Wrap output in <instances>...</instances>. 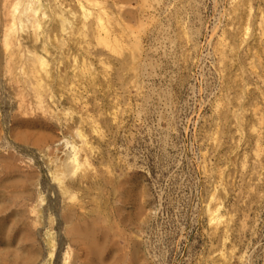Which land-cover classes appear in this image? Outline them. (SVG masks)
Wrapping results in <instances>:
<instances>
[{"label": "rangeland", "instance_id": "1", "mask_svg": "<svg viewBox=\"0 0 264 264\" xmlns=\"http://www.w3.org/2000/svg\"><path fill=\"white\" fill-rule=\"evenodd\" d=\"M2 1L0 0V16L2 17H0V21L4 22L5 8L3 7H5L4 3L6 0ZM99 1L104 7H106L105 4H108L109 14L113 16V19L110 17V22H107L111 28V34H114L113 37L110 35V38L113 40L116 38L117 40L114 45L109 46L104 42H100L98 37L94 39L96 36H91L94 34L88 36L87 34L90 32L88 26L84 27V30L78 29L79 34H77L78 32L74 31V29L78 28V26L80 27V25L78 23L79 18L76 16L73 20L78 25L76 26L75 24L76 28H71L77 35L72 32L71 34L69 32L71 29L69 30V28L66 31L60 30L58 28V17L56 16L57 18L53 17L54 20L52 19V16L56 15L55 11L57 9H55L54 4L51 5V2H48V8H53L51 12H55H52L53 14L49 13L48 9L45 15H50L49 18L45 17L47 18L45 19L47 21L46 25L49 26L47 28L49 29V34H54L48 39V44H51L53 49V56L51 57L53 59L62 57L60 60L63 62L59 63L60 60L52 61V58H50V64L56 63L52 66L58 64L54 66L56 68L49 64L50 68H54L52 71H56V74L53 72L55 75L63 72V75L67 73L70 76L72 68L80 65L81 67L78 66L75 70L76 72L78 70L77 74L79 73L78 75L80 76L78 79L81 80L79 81L75 77L76 81H78L73 84L74 89L78 87L79 91L77 89H75L76 92L74 89L70 90L71 87L68 84V87L66 85L64 87L69 89V91L61 86L58 87L57 93H54L55 96L57 95L55 99L58 101L63 100L59 102L60 106L62 104L63 107L65 105L72 107L67 109L69 110L67 114L63 112L64 110L60 106L55 109L56 111L62 110L57 112V115L62 116V122L64 119L65 121L63 123L60 121L61 123H59L57 120H50L55 127L51 131H47L52 133L56 131L59 137H56L57 140L54 144L53 142L51 143L53 145L50 144L45 151L41 152L37 151L39 149L37 146H33L31 141H29V147L28 142L23 143V141L18 140L14 136L18 127L12 130L16 118L19 119L24 117V115L19 116L18 114L16 116L15 114L17 113L13 114L14 108L17 107V102L12 97L11 84L7 83L8 78L11 76L7 73L10 72H6L3 69L5 67L4 63H6V59H4L6 46L1 39L3 36L1 30H4V23H0V56L4 55L2 58L0 57V64H2V67L0 65V78L3 77L2 73H4V79H0V91H2L0 92L2 96H0V120H2L0 121L2 122V125L0 124L2 126L0 127L2 131L0 139L2 157H0V161H7H1L3 166L6 165L5 168L7 170L1 165V171L3 169L5 173L0 171L3 173H0V176H15L19 172L18 176H13L15 180L20 178V175L33 174L36 178L32 176V181L28 182V185L21 186V189H18L22 185L19 184L22 183L19 182L21 180H15L18 183H14L19 185L14 184L18 187L16 190L20 194L21 190L27 189L26 187L31 185L28 188L35 187L32 191L34 193L33 196L38 193L43 196H41L40 203L43 201L40 208L37 205L39 202L36 200L37 196L34 199L37 202L34 200L29 202L30 200L24 199V194H22L23 196L20 194V196L18 193L16 194V191L15 194L20 197L13 195L9 191L12 187L0 186L2 188H0V199L4 198L0 201V214L8 213L11 210L16 212L14 217H10V224H18L17 226H22L21 228L25 226L23 229L25 234L27 233L26 229L30 230L32 228V231L28 233L29 236L35 235V237L34 235L31 236L32 239L30 241H36V244L30 242L29 245L39 246V248L40 246L41 248L45 246L43 248L45 255H47V251H45L47 244L46 242L42 243V241L46 239H40L39 237L45 236L48 231L53 232V237L58 239L54 238L55 243H57L53 252L54 256L50 259V264H62L63 252L66 250L69 237H71L66 234L68 233L67 231H64V229L68 230L66 227L69 224V218L68 216L65 217L63 213L66 212L65 210L68 207L71 208V205H74L75 208L78 205L80 206L81 213L78 208L72 207L80 218L86 214L85 217L91 220L97 214L96 219L98 218L102 222V225L101 222L100 225L103 226L100 228L101 226L99 225V228L102 229H99V236L102 237V235L108 234L105 237V242L108 246L107 252L110 251L108 253V262L113 260L109 262L110 264H118L122 253L124 256L130 257L131 255L129 254L134 252V246L137 248L140 244L142 254H144L143 264H264V0H126L127 2L125 0H114L115 4L111 2L113 0ZM64 3L68 4L67 6L65 5L66 8H70L75 2L71 1V4L70 0L66 2L64 0ZM116 4L120 5V7ZM118 9L121 10V13L120 11L118 12ZM1 11L4 14H2L3 16ZM128 13L132 14L129 16ZM122 16L123 20L121 19ZM56 19L57 24L55 23ZM48 20L50 21L48 22ZM51 29L55 33L51 32ZM24 31L20 32L23 36L26 35L27 30ZM57 31H60V33ZM55 34L63 37L61 36L60 40V37L58 36V38ZM73 34L78 37H72L74 36ZM65 36L72 37L74 40L68 37V41ZM79 38L81 39L80 42H78ZM57 39L60 41L62 48L56 46ZM75 39L78 40L76 41ZM76 42L78 44L82 42L83 45L79 44L78 46L76 44V46L74 44ZM67 44H70V46ZM65 47L70 52L73 51V54L78 51L75 55L77 56L76 63L71 59L74 55L70 54L67 49L69 54L66 52L62 54L61 51ZM99 50L101 55L97 53ZM2 51L4 52L3 54ZM79 53L83 56H80ZM57 54L58 56H56ZM64 54L71 62H66L67 59ZM63 56L65 59H63ZM72 62L76 66H73ZM63 66L69 69L68 72ZM59 67H63L62 69L64 70L62 71ZM90 68L92 69L90 70ZM57 69H60V73ZM81 71L85 72L81 73ZM67 74H65L66 77H68ZM3 81L7 84H4L5 82ZM71 92L78 94L76 100L74 99L76 96L73 95L74 93L71 94ZM70 94L71 97L73 96L72 100L69 98ZM62 96L65 98H62ZM79 99H83L82 102ZM77 102L78 104H76ZM71 103H74L75 107ZM33 110L39 112L33 111L35 115L47 116L37 107ZM10 112L15 116L14 119L13 116L11 119ZM70 112L72 113L69 114ZM5 115H8V117L6 118ZM66 119L70 121L68 122ZM76 123L79 125L77 126ZM11 125H13L12 128ZM60 127L61 131H59ZM72 128L79 130L80 133L84 132V134H81L82 136L78 135L75 130L71 131ZM64 133L66 134L63 135ZM9 138L10 140L8 141ZM65 140L69 143L67 147ZM18 142L21 143L18 144ZM71 144L78 145L76 146L77 148L81 145L80 149H83L79 150V162L83 165L81 164L82 167L80 166L75 176L78 172L81 175H89L84 178L85 182L81 180L83 178L78 176L80 174L77 175L80 178L79 180L74 178L75 181L72 183L74 188H72L77 195L75 194L74 197L72 190L71 197H74L73 199L70 195L71 199L68 196L59 195V193H62L56 184V181L59 184V180L55 179L52 170L49 169L52 168L53 171L56 169L55 162L59 161V158L66 156V151ZM8 147L10 148L8 149ZM19 147L20 149H18ZM21 148L24 149L21 150ZM20 156L22 157L21 159H19ZM8 157H11L9 158L10 160ZM13 157L16 161L18 160L17 164L13 162ZM26 160L28 162L31 161L32 165L30 166L31 162L28 164ZM45 160L47 161L45 162ZM21 162L22 164H20ZM50 163L52 166L47 167ZM27 164L30 167L33 166V168H29ZM7 165H10V168ZM26 166L28 167L27 169ZM28 169L34 172L30 171L29 173ZM84 169H92V173H87ZM36 174L38 176L40 174V180ZM98 174H104V176H100L105 177V182L100 176V179L97 177ZM68 176H66L68 179L75 177ZM93 176L97 179L95 180ZM111 177L112 179L114 178L113 182L111 180L113 187L109 180ZM13 178H10V181L7 180L6 184L9 185L10 182H13ZM94 180V183L99 180L97 186L99 188L102 186L105 192L102 187L100 190L97 187V190L95 189L94 183H92ZM124 180L128 181L129 184L128 182H123ZM70 181L71 179L67 182L69 183ZM35 182H38L39 186ZM116 182L119 184L118 186H120L121 182L124 185L121 184L118 187L117 184H114ZM76 183L81 188L83 187L84 191ZM100 183L103 184L101 185ZM105 183H108L109 186ZM14 185L12 186L15 187ZM88 185L91 186L89 187ZM75 187H78V189ZM126 188L129 190H126ZM37 189L42 191H37ZM119 189L124 192L123 197L121 191L119 194ZM90 190L91 192H89ZM98 190L99 194L97 193ZM109 191L110 193L113 191L114 197ZM115 192H118L116 194L119 195V199L120 195L122 198H127H121L124 203L117 198L118 195ZM140 192L143 194L141 195ZM3 193L6 194L3 195ZM80 193H82V196ZM57 194L59 197H57ZM95 194L104 198L108 195L109 198L107 196L105 199L101 198L100 200V197H96ZM128 194H131L132 197ZM136 194H139L140 198ZM5 195H8L7 201L9 200L10 204L8 208L9 204H7ZM14 196L18 197V199L16 198V200ZM61 196L64 197L62 198L63 200H61ZM87 196L91 197V199L93 198L92 201L94 202L88 197L89 200ZM11 197L13 199H10ZM112 197L116 200H112ZM97 198L98 202H96ZM102 199H104V202ZM3 200L6 202V204L4 203L5 206ZM59 200L61 201L59 202ZM139 200L144 209L142 211L144 215L141 217V219L143 218L141 224L137 218L138 206L136 205H138L137 202ZM12 201H15V206H13ZM115 201L120 202L115 203ZM28 202L31 206L35 202L33 205L45 212L43 217L36 214L38 211L31 212V206L28 207ZM99 202L103 211L99 207ZM102 202L103 204H101ZM105 202L109 204L104 205ZM117 204H119L120 208L117 207ZM18 205L21 206L19 209L24 210H20L23 218L18 213ZM61 205L64 208L67 206L64 209ZM52 206L54 207L52 208ZM24 207L29 212L25 211ZM86 207L87 209L92 208L94 211L92 209H88L90 210L88 211ZM83 210L86 211L83 212ZM98 210L101 216L97 212ZM119 211L122 215L118 213ZM23 212H25L26 217ZM26 212L31 215H27ZM44 214L46 215L45 217ZM88 214H91L92 217H88ZM34 215H37L35 220H33ZM49 215L52 216L49 217ZM38 216L42 217V220H39ZM48 217L51 218V221ZM132 217L134 218L133 220H131ZM29 218L32 219L31 225L33 227L30 225L27 228L29 226L27 224ZM75 218L73 217L72 219ZM14 221L17 222L15 223ZM42 221L44 224L41 225ZM104 222L107 223L104 224L106 226L103 225ZM125 223L129 228L125 226ZM108 225H113L112 227L116 225V228H111V226L108 228ZM105 227L113 229L110 230L114 231V233L119 231V229H121V232L120 234L117 232L116 235L113 232L111 233V231L106 233ZM138 228H141L142 231L138 230ZM100 231L105 233L102 234ZM113 236H116L115 241ZM137 239H139V242H137ZM117 248L119 251H117ZM61 252L62 254H60ZM72 252L75 251H71V257L73 258L74 253ZM129 262L132 263L131 259H129ZM72 263L78 264L77 260H73Z\"/></svg>", "mask_w": 264, "mask_h": 264}, {"label": "bare ground", "instance_id": "2", "mask_svg": "<svg viewBox=\"0 0 264 264\" xmlns=\"http://www.w3.org/2000/svg\"><path fill=\"white\" fill-rule=\"evenodd\" d=\"M4 1V0H3ZM2 1V2H3ZM46 1V2H45ZM67 0H65V2H66ZM71 1L72 2H75L74 4H76V5H74V4H72L71 3ZM103 1V0H102ZM108 1V0H107ZM115 1H117V0H115ZM115 1L113 0V1H111V2H114V4H115ZM48 2H51V5H53L54 4V6H55V9H57V11H55L56 12V15L54 16H52V19L54 20V18L57 16L58 17V28L60 29V30H62V31H66L68 28H69V32L71 33H75L74 31H77L78 32V29H81V30H84L85 28L84 27H89V29L88 30H90V32H89V34H87L88 36H90V34H94V35H91V36H96V37H94V39H96L97 37L98 38H100V42H104V43H106V44H108L109 46L110 45H114V44H116L117 43V40H116V38H114V40L113 39H111L110 38V35L113 37V35L111 34V31H110V26L108 25L109 23L107 22V21H109L110 20V17L113 19V16L111 15V14H109V11H108V8H107V6H108V4H105V6L106 7H104V5H102L101 4V2L99 1V0H70V3L74 6V8H75V10H73L74 8H72L73 6H70V8H66L65 7V5L67 6L68 4H65L64 3V0H6L5 1V3H4V6L5 7H3V8H5V10H4V14H5V19H4V22H2V21H0V23L2 22V23H4V30H1V32H3V36H2V40H3V42L5 43V46H6V49L4 50L5 51V53L2 51V54L4 53V54H6V58L4 57V59H6V63H4L5 64V67L3 68L6 72H10V73H7L10 77L8 78V82L7 83H9V84H11V86H10V88H11V91H12V97L14 98V99H16V102H17V107H15L14 109V111H13V114H15V113H17V114H15L16 116H18V114H19V116L20 115H24V117H20L19 119H17L16 118V122H15V124H14V126L13 125H11V128H12V126H13V128H12V130H14V128H16V127H18V129H17V131L15 130V137L18 139V140H21V141H23V143L25 142H28L29 144V147H30V142L29 141H31V143L33 144V146L35 145V146H37V148L39 149V150H37V151H39V152H41V151H45L46 150V148L53 142V144H54V142H56V140H57V138L59 137L58 136V133L56 132V131H54V132H56V133H52V132H48L47 130H52L55 126L52 124L53 122H51L50 120L51 119H54V120H57V122L59 121V123H61L62 122V116H59V114L57 115V112H59L61 109L62 110H64L63 112L65 113V114H67V111H69V110H67L69 107H72V106H67V105H65L64 107H63V105L61 104V106L63 107H61L60 105H59V102L61 101H63V100H57V99H55L56 98V96H55V94L54 93H57V91H58V87H63L65 90H68L69 91V89H67V88H65L64 86L66 85L67 87H68V84H70V86L69 87H71L70 88V90L72 89H74V85L73 84H75V82H77L79 79L78 78H80V76L77 74V72H78V70H77V72H76V70H75V68H78V66L79 67H81L80 65H78L77 67H73L72 68V70H71V75H72V78H71V75L69 76L67 73H65V74H67L68 75V77H66L65 76V74L63 75L62 73V75L61 74H58V75H55L56 73V71L54 70V71H52L54 68H56V67H54V66H57V65H54V66H52L53 64H56V63H52V64H50L49 63V60H50V58H52L51 56H53V49H52V47H51V44L49 45L48 44V39L50 38V36L52 35H50L49 34V29H47L49 26L48 25H46V23H47V21L45 20V19H47V18H45V17H48L49 18V16H45L46 15V13L49 11V13L51 12V10L53 9H49L48 7H49V4H48ZM53 2V3H52ZM69 2V1H68ZM125 2H127L126 0H125ZM108 3H110V2H108ZM116 5H118V4H116ZM119 7H120V5H118ZM111 7V6H110ZM51 8V7H50ZM49 9V10H48ZM113 9V8H112ZM48 10V11H47ZM113 11H114V9H113ZM120 11V13H121V10L120 9H118V12ZM53 12V11H52ZM51 12V13H52ZM55 12H53V13H55ZM111 12H112V10H111ZM125 12V11H124ZM48 13V14H49ZM52 13V14H53ZM78 13V14H77ZM126 13V12H125ZM3 14V12L1 11V15ZM3 14V15H4ZM127 14V13H126ZM129 14V13H128ZM132 13H130L129 14V16L131 15ZM134 14V13H133ZM2 15V16H3ZM78 15V16H77ZM109 15H111V16H109ZM124 15V14H123ZM78 17L79 18V25H80V27L78 26V28H76L75 27V22H74V20H73V18H76V17ZM1 17V16H0ZM54 17V18H53ZM56 17V18H57ZM115 17H116V15H115ZM118 17V16H117ZM127 17V16H126ZM2 18V17H1ZM121 18V17H120ZM129 18V17H128ZM51 19V20H52ZM112 19H111V21H112ZM117 19V18H116ZM122 20H123V16H122V18H121ZM130 19V18H129ZM2 20V19H1ZM50 20H48V22H49ZM56 21H57V19L55 20V23H56ZM52 22V21H51ZM110 22V21H109ZM57 24V23H56ZM56 24H55V26H56ZM78 24H76V26H77ZM0 26H1V24H0ZM47 26V27H46ZM51 26V25H50ZM3 27V26H2ZM71 27H75L76 29H74V31H73V29L71 28ZM51 28V27H50ZM83 28V29H82ZM22 30V31H21ZM23 30H27L26 31V35H24L23 36V34L22 33H20V32H23ZM52 30V29H51ZM80 30V31H81ZM112 30H114L113 28H112ZM24 31V32H25ZM54 30H52L51 32H53ZM56 31V30H55ZM92 31V32H91ZM57 32H59L60 33V31H57ZM113 32V31H112ZM53 33H55V32H53ZM65 33H67V32H65ZM71 33V34H72ZM84 33V32H83ZM61 34H62V32H61ZM70 34V35H71ZM77 34H79V32L77 33ZM76 33H75V35H77ZM80 34H82L81 32H80ZM1 35V34H0ZM57 37L59 36V34H55ZM65 35H67V34H65ZM74 35V34H73ZM75 35L74 36H72V37H75ZM52 36H54V34L52 35ZM62 36V35H61ZM61 36H59L58 38L61 40ZM63 37V36H62ZM66 37V36H65ZM69 37V36H68ZM68 37H66L65 39L66 40H68ZM72 37H69V39H72ZM78 37V36H77ZM77 37H75V38H77ZM80 38H81V36H80ZM79 38V39H80ZM86 38V37H85ZM27 40V41H25V40ZM52 39V38H51ZM54 39V38H53ZM111 39V40H110ZM137 39V38H136ZM1 40V41H2ZM58 40V39H57ZM72 40H74V39H72ZM76 40V39H75ZM78 40V39H77ZM76 40V41H77ZM87 40V39H86ZM59 41V40H58ZM58 41L56 42V40H55V42L57 43H53V44H56V46H60L59 48H62V46L60 45L61 43H60V41H59V43H58ZM69 41V40H68ZM81 41V39L78 41V42H80ZM85 41V40H84ZM116 41V43H114ZM135 41V40H134ZM37 42H39L38 44H37ZM78 42H76V43H74L75 45L77 44L78 46H79V44H82L83 45V43L81 42V43H79L78 44ZM86 42H88V41H86ZM69 43V42H68ZM119 43V42H118ZM135 43V42H134ZM1 44V43H0ZM3 44V43H2ZM59 44V45H58ZM65 45V44H64ZM63 45V46H64ZM68 45V44H67ZM76 45V46H77ZM135 45H136V43H135ZM54 47H55V45H53ZM68 46H70V44L68 45ZM72 46H74V45H72ZM71 46V47H72ZM4 47V46H3ZM2 47V48H3ZM53 47V48H54ZM57 47V48H58ZM67 47V46H66ZM65 47V49L64 50H60L61 52H62V54H63V52H66V53H68L67 52V50H68V48H66ZM71 47H69V48H71ZM75 47V46H74ZM112 47V46H111ZM1 48V47H0ZM64 48V47H63ZM73 48V47H72ZM76 48V47H75ZM80 48V47H79ZM67 49V50H66ZM74 49V48H73ZM72 49V50H73ZM117 49V48H116ZM56 50V49H55ZM66 50V51H65ZM71 50V51H72ZM78 50V49H77ZM81 50V49H80ZM1 51V50H0ZM57 51V50H56ZM56 51H54V52H56ZM69 51V50H68ZM75 51V50H74ZM88 51H89V49H88ZM70 52V51H69ZM73 52V51H72ZM72 52H70V54L72 53ZM76 52H78V51H76ZM76 52H75V54H73L74 55V57L72 56V61H77V56H75L76 55ZM60 53V52H59ZM58 53V54H59ZM90 53V52H89ZM98 54H100V50H99V52H97ZM58 54L56 55V56H58ZM69 54V53H68ZM81 53H79V55H80ZM95 54V53H94ZM1 55V54H0ZM101 55V54H100ZM4 55H2V57H3ZM61 56V55H60ZM64 56H65V54H64ZM64 56H63V59H65L66 58V56H65V58H64ZM80 56H83V55H80ZM79 56V57H80ZM1 57V56H0ZM1 57V58H2ZM69 57V56H68ZM62 57H55L54 59L52 58V61L54 60V61H58V60H60ZM70 58V57H69ZM4 59H2V60H4ZM67 59V58H66ZM5 61V60H4ZM63 61H65V60H63ZM71 62V60H69V59H67L66 60V62ZM51 62V61H50ZM79 62V61H78ZM59 63H63L62 62V60H60L59 61ZM76 63V62H75ZM82 63H84V62H82ZM52 67H54V68H50L51 66ZM66 64V63H65ZM86 64V63H85ZM85 64H84V66H85ZM1 65V67H2V64H0ZM49 65V66H48ZM61 65V64H60ZM67 65H69V64H67ZM66 65V66H67ZM72 65L73 66H76L75 64H73V62H72ZM65 66V65H64ZM63 66V67H64ZM63 67H59L60 69H62ZM70 67V66H69ZM65 68V67H64ZM85 68V67H84ZM83 68V69H84ZM42 69V70H41ZM59 69V70H60ZM66 69V68H65ZM82 69V70H83ZM92 68H90V70H91ZM1 70V69H0ZM58 69H57V71L60 73V71H59ZM64 69H62V71H63ZM67 70V71H66ZM65 71L66 72H68V68L66 69ZM79 70H81V69H79ZM85 70H87V69H85ZM22 72V73H21ZM53 72L55 73V74H53ZM83 72H85V71H81V73H83ZM93 72V71H92ZM0 74H1V72H0ZM86 74V73H85ZM88 74H89V72H88ZM91 74H93V73H91ZM90 74V75H91ZM2 75H3V77H1V78H3L4 79V73H2ZM79 77H78V76ZM81 75V74H80ZM96 75V74H95ZM1 76V75H0ZM75 77L78 79L77 81H76V79H75ZM86 77H87V75H86ZM0 78V79H1ZM85 78V77H84ZM83 78V79H84ZM88 78V77H87ZM93 78V77H92ZM95 78V77H94ZM81 80V79H80ZM79 80V81H80ZM89 81H90V79H88ZM88 80H86L87 82H88ZM5 81H3V82H5ZM83 81V80H82ZM92 81V80H91ZM4 83V84H7V83ZM87 84H90V83H87ZM97 84V83H96ZM0 85H1V83H0ZM82 85V84H81ZM90 86V85H89ZM7 87V86H6ZM82 87V86H81ZM87 87V86H86ZM4 88V87H3ZM7 88H9V87H7ZM9 88V89H10ZM63 88H62V90H63ZM84 88V87H83ZM8 89V90H9ZM75 89H77L78 90V87L76 88L75 87ZM74 89V91L76 92V90ZM1 90H3L2 88H1ZM7 90V91H8ZM65 90H63V91H65ZM97 90V89H96ZM4 91V90H3ZM79 91V90H78ZM77 91V92H78ZM92 91V90H91ZM0 92H2V91H0ZM33 92V94H31ZM60 92V91H59ZM66 92V91H65ZM64 92V93H65ZM9 93V92H8ZM61 93V92H60ZM74 93V92H73ZM72 92H71V94H73ZM79 93V92H78ZM81 93V92H80ZM53 94H54V96H53ZM59 94V93H58ZM71 94H70V100H72L71 98L73 97H71ZM83 94V93H82ZM5 95V94H4ZM65 95H66V93H65ZM64 95V96H65ZM73 95H75L76 97H74V99L76 100L77 99V95L78 94H76V93H74ZM0 96H1V94H0ZM59 96V95H58ZM61 96V95H60ZM64 96H62V98L64 97ZM67 96H69V95H67ZM83 96V95H82ZM2 97V96H1ZM4 97V96H3ZM7 97V96H6ZM5 97V98H6ZM93 97H95V96H93ZM10 98V97H9ZM65 98V97H64ZM81 98H83V97H81ZM11 99V98H10ZM89 99H91V98H89ZM12 100V99H11ZM79 100H81V99H79ZM83 100V99H82ZM82 100H81V102H82ZM92 100V99H91ZM94 101V100H93ZM66 102H68V101H66ZM72 102V101H71ZM74 102V101H73ZM80 102V101H79ZM8 103V102H7ZM13 103V102H12ZM76 104H78V102L76 103ZM13 105V104H12ZM16 105V104H15ZM69 105V104H68ZM71 105H73V107H75V105H74V103L72 104L71 103ZM60 106V110H55L57 107H59ZM67 106V107H66ZM7 107V106H6ZM38 108V109H41L42 110V112L45 114V115H47L46 117L45 116H41V115H35V112H37V111H35V110H33V109H35V108ZM11 109V108H10ZM70 109V108H69ZM72 109V108H71ZM11 110H13V109H11ZM61 110V111H62ZM33 111H35L34 113H33ZM71 111V110H70ZM63 112H61V113H63ZM4 113H6V112H4ZM11 114V119H12V112H10ZM37 113H39V112H37ZM72 112H70L69 114H71ZM8 114V113H7ZM32 114H34V116H32ZM6 116V115H5ZM71 116V115H70ZM75 116V115H74ZM8 117V115L6 116V118ZM14 117L15 116H13V119H14ZM80 117H81V115H80ZM79 117V118H80ZM63 118H65V117H63ZM67 118V117H66ZM73 118V117H72ZM78 118V117H77ZM9 119V118H8ZM62 119V120H61ZM74 119V118H73ZM67 120V119H66ZM78 120V119H77ZM0 121H2V120H0ZM5 121V120H4ZM61 121V122H60ZM64 121H65V119H64ZM63 121V122H64ZM68 122L70 121V120H67ZM71 121H72V119H71ZM11 122V121H10ZM55 122V121H54ZM62 122V123H63ZM68 122H66V123H68ZM77 122V121H76ZM8 123V122H7ZM78 123V122H77ZM77 123H76V125H77ZM82 123V122H81ZM0 124L2 125V122H0ZM11 124V123H10ZM65 124V123H64ZM63 124V125H64ZM75 124V123H74ZM8 125V124H7ZM58 125V124H57ZM72 125V124H71ZM76 125H74V127H76ZM79 125V124H78ZM77 125V126H78ZM81 126V125H80ZM0 127H2V126H0ZM10 127V126H9ZM63 127V126H62ZM71 127V126H70ZM4 128V127H3ZM58 129H59V127H57ZM81 128H82V126H81ZM23 129V130H22ZM68 129V128H67ZM68 130H70V129H68ZM68 130H66L67 132H69ZM73 130H75V129H71V131H73ZM81 130V129H80ZM7 131V130H6ZM58 131V130H57ZM59 131H61V127H60V130ZM63 131H65L64 129H63ZM62 131V132H63ZM76 132L75 133H77L78 135H83L84 134V132L82 133H80L79 132V130H75ZM5 132V131H4ZM7 134V133H6ZM6 134H4V135H6ZM60 134V133H59ZM66 133H64L63 135H65ZM69 134H70V132H69ZM8 135V134H7ZM71 135V134H70ZM74 135V134H73ZM81 135V136H82ZM1 136H2V131H1V129H0V139H1ZM58 136V137H57ZM76 136V135H75ZM85 136V135H84ZM8 137V136H7ZM14 137V138H15ZM57 137V138H56ZM70 137V136H69ZM76 137H78V136H76ZM80 137V136H79ZM4 138V137H3ZM13 138V137H12ZM15 138V139H16ZM73 138V137H72ZM81 138V137H80ZM5 139V138H4ZM3 139V140H4ZM14 139V140H15ZM75 139V138H74ZM83 139V138H82ZM86 139V138H85ZM84 139V140H85ZM6 140V139H5ZM10 140V138L8 139V141ZM58 140H60V139H58ZM81 140V139H80ZM87 140V139H86ZM7 141V140H6ZM79 141V140H78ZM16 143H17V141H15ZM65 142V145H66V147L69 145V143H68V141H64ZM80 142H84V141H80ZM86 142V141H85ZM3 143V142H2ZM10 143H12V142H10ZM21 142H18V144H20ZM87 143V142H86ZM17 144V145H18ZM53 144H51V145H53ZM79 144H81V143H79ZM89 145V144H88ZM19 146V145H18ZM22 146H24L23 144H22ZM76 146H78V145H76ZM74 144H71L70 145V147L69 148H71V149H69L68 148V150L66 151V156L64 157V158H59L58 160L59 161H57V162H55L56 163V171L54 170L53 171V169L52 168H49V169H51L52 170V173L54 174V176H55V179H58L59 180V184H58V181H56L57 183V186L59 187V189H60V191L62 192V193H59V195H65V196H68L69 197V195H70V197H71V193H72V190H73V193L75 192V190L73 189L74 187V185L72 184L74 181H75V179L77 178V180H79L80 178L79 177H81V178H83V179H81L82 181L84 180V178L85 177H87V176H89V175H87V176H85V175H81L79 172H78V174H80V175H78L79 177H77V175L75 176V173L78 171V169L80 168V166L82 167V163H80L79 161V152L81 151V150H83V149H80V146L77 148ZM16 147V146H15ZM26 147V146H25ZM24 147V148H25ZM86 147V146H85ZM88 147H90V146H88ZM1 148V147H0ZM10 147H8V149H9ZM24 148H21V150H23ZM33 148V147H32ZM53 148V147H52ZM58 148V147H57ZM2 149V148H1ZM6 149H7V147H6ZM18 149H20V147L18 148ZM28 149H31V148H28ZM27 149V150H28ZM36 149V148H35ZM49 149V148H48ZM86 149V148H85ZM85 149H84V151H85ZM50 150V149H49ZM80 150V151H79ZM3 151V150H2ZM36 151V152H37ZM16 152V151H15ZM19 152V151H18ZM22 152V151H21ZM24 152V151H23ZM49 152V151H48ZM91 152V151H90ZM8 153V152H7ZM14 153V152H13ZM47 153V152H46ZM49 153H51V152H49ZM48 153V154H49ZM5 154V153H4ZM15 154V153H14ZM41 154V153H40ZM44 154H45V152H44ZM48 154H46V155H48ZM0 157H2V154L0 153ZM50 155V154H49ZM58 155V154H57ZM4 156V155H3ZM15 156V155H14ZM22 156V155H21ZM20 156V158L19 159H21L22 157ZM43 156V155H42ZM88 156V155H87ZM12 157V156H11ZM11 157H8V159L9 158H11ZM16 157H17V155H16ZM24 157V156H23ZM46 157V156H45ZM49 157V156H48ZM56 157V156H55ZM62 157V156H61ZM14 158V157H13ZM25 158V157H24ZM50 158H52V157H50ZM47 159V158H46ZM49 159V158H48ZM84 159V158H83ZM10 160V159H9ZM13 160V159H12ZM24 160V159H23ZM29 160H30V158H29ZM31 160H32V158H31ZM82 160V159H81ZM2 162H5L4 160H1ZM0 161V166L2 165L3 166V164H2V162ZM18 161V160H17ZM16 160H15V158H14V160H13V162H16L15 164H17L18 162H17ZM22 161V160H21ZM27 161V160H26ZM33 161V160H32ZM47 160H45V162H46ZM54 161H55V159H54ZM84 161V160H83ZM85 161H86V159H85ZM7 162V161H6ZM8 162H10V161H8ZM13 162H11V163H13ZM20 162V161H19ZM29 162H31V161H29ZM29 162L27 161V163L29 164ZM88 162H90V161H88ZM10 163V164H11ZM34 163H35V161H34ZM49 163V162H48ZM85 163V162H84ZM6 164V163H5ZM4 164V165H5ZM8 164V163H7ZM20 164H22V162L20 163ZM28 164H27V166H28ZM82 164V165H81ZM90 164V163H89ZM92 164V163H91ZM32 165V162L30 163V166ZM51 165V163L47 166V167H49ZM85 165V164H84ZM1 166V167H2ZM8 166V165H7ZM22 166V165H21ZM26 166V169L29 167V168H33V166L32 167H30V166H28L27 167ZM52 166V165H51ZM6 167V165L5 166H3V168H5ZM9 168H10V165L8 166ZM7 167V168H8ZM36 167V166H35ZM85 167V166H84ZM83 167V168H84ZM89 167V166H88ZM54 168V167H53ZM86 168H87V166H86ZM89 168H91V167H89ZM6 169V168H5ZM36 169V168H35ZM7 170V169H6ZM13 170H14V168H13ZM12 170V171H13ZM23 170V169H22ZM24 170H25V168H24ZM36 170H38V169H36ZM91 170V171H90ZM84 169V171L86 172L87 171V173H92V169ZM0 171H1V168H0ZM2 171H3V169H2ZM1 171V172H2ZM5 171V170H4ZM3 171V173H5ZM29 173H30V171L32 172L33 170H30L29 171V169L27 170ZM39 171V170H38ZM88 171H90V172H88ZM0 172V173H1ZM15 172V171H14ZM22 172V171H21ZM34 172V171H33ZM3 173H1V174H3ZM16 173V172H15ZM22 173H24V172H22ZM37 173V172H36ZM40 173V172H39ZM0 174V175H1ZM17 174V173H16ZM15 174V176H18V174H20L19 172H18V174L16 175ZM38 174V173H37ZM36 174V175H37ZM42 174V173H41ZM68 175H70V176H75V177H73V179L72 178H70L71 179V181L68 183L67 181L68 180H70V179H68L66 176H68ZM92 175H94V174H92ZM92 175H90V176H92ZM100 175H103L104 176V174H100ZM99 174H98V178H99V176H100ZM13 176L14 175H10L9 177H8V175L6 176V177H4V176H0L1 178H0V186L1 187H3V186H5L6 188H11V189H9V191L14 195L15 194V192L17 191L16 189L18 188V187H16L14 184H17L18 182L17 181H15V180H21V181H19V182H22V183H19V184H22V185H20V187L18 188V189H21V186H23V185H28L27 183L28 182H31L32 180H31V178H32V176H35V175H33V174H24V175H20L19 177L20 178H18V177H16V178H18V179H15L14 180V178H13ZM14 176V177H15ZM38 176V175H37ZM39 176H40V174H39ZM39 176H38V179H39ZM64 177H66L65 179H64ZM69 177V176H68ZM93 177H95V176H93ZM101 177V176H100ZM110 177V176H109ZM10 178H13V180H11V181H13V182H10L9 183V185H7L6 184V181L7 180H9ZM35 178H36V176H35ZM41 178V177H40ZM75 178V179H74ZM89 178V177H88ZM91 178V177H90ZM101 178H103L102 180L104 181V178L105 177H101ZM129 178H131V177H129ZM128 178V179H129ZM34 179V178H33ZM51 179H53L52 177H51ZM66 179H67V181H66ZM97 178L95 177V180H96ZM100 179V178H99ZM114 179V178H113ZM113 179H112V177L111 178H109V180H110V182H111V180H112V182H113ZM40 180V179H39ZM65 180V181H64ZM90 180V179H89ZM92 180V179H91ZM95 180L94 181H92V183H94L95 182ZM10 181V180H9ZM34 181H36V180H34ZM33 181V182H34ZM41 181H42V179H41ZM98 181L99 180H97V183H98ZM103 181H101V182H103ZM132 181V180H131ZM130 181V183H132ZM14 182H17V183H14ZM55 182V181H54ZM65 182H67V183H65ZM84 182H85V180H84ZM105 182V181H104ZM112 182H111V186H112ZM115 182V181H114ZM123 182H126L125 180L123 181ZM123 182H121V184H123ZM128 182V181H127ZM126 182V183H127ZM35 183H37L36 185H38L39 186V184H38V182H35ZM42 183V182H41ZM78 183H79V181H78ZM82 183V182H81ZM97 183H94L93 185L95 186V189L97 190V188L100 190V188L102 187H98L97 186ZM109 183V182H108ZM108 183H105L106 185L108 184ZM6 184V185H5ZM32 184V183H31ZM77 184V183H76ZM75 184V185H76ZM80 184V183H79ZM79 184H77L78 186H80ZM83 184V183H82ZM87 184V183H86ZM101 184V183H100ZM103 184V183H102ZM101 184V185H102ZM110 184V183H109ZM109 184H108V186H109ZM114 184H117V182L116 183H114ZM121 184H120V186H121ZM128 184H129V182H128ZM127 184V185H128ZM12 185H14L15 187H13ZM18 185V184H17ZM33 185V184H32ZM35 185V186H36ZM48 185V184H47ZM76 185V186H77ZM92 185V184H91ZM90 185V186H91ZM119 184H117V186H118ZM124 185V184H123ZM122 185V186H123ZM126 185V184H125ZM131 185V184H130ZM19 186V185H18ZM29 186H31V185H29ZM28 186V187H29ZM37 186V187H38ZM45 186V185H44ZM43 186V187H44ZM51 186V185H50ZM53 186H55V185H53ZM82 186V185H81ZM81 186H80V188H81ZM89 186V185H88ZM89 186V187H90ZM105 188H106V186L105 185H103ZM107 186V187H108ZM116 186V187H117ZM120 186H118V187H120ZM0 187V188H1ZM28 187H26L27 189H24V190H21V192H20V194L22 195V194H24V199H26V200H30L29 202H31V200H34V199H36L35 198V196H37V199L36 200H38L39 202L37 203V205L40 207L41 206V203H42V201H41V203H40V200L42 199L41 198V193H38L37 195H35V196H33L34 195V193L32 192L33 191V188H35V187H33V188H28ZM41 187V186H40ZM49 187V186H48ZM58 187H57V189H58ZM72 189H71V188ZM97 187V188H96ZM113 187V186H112ZM118 187H117V189H118ZM124 187V186H123ZM131 187V186H130ZM42 188V187H41ZM45 188V187H44ZM47 188V187H46ZM76 188V187H75ZM85 188V187H84ZM129 188V187H128ZM128 188H126V190L128 189ZM132 188V187H131ZM2 189V188H1ZM5 189V188H4ZM49 189H51V188H49ZM56 189V190H57ZM76 189H78V187L76 188ZM82 189V191H84L83 190V187L81 188ZM80 189V190H81ZM95 189H93V190H95ZM102 189H104L103 187H102ZM110 189V188H109ZM108 189V190H109ZM136 189V188H135ZM38 190H40V191H42L41 189H37V191ZM52 190H53V188H52ZM79 190V191H80ZM86 190H87V188H86ZM99 190H98V194H99ZM112 190V189H111ZM129 190V189H128ZM8 191V190H7ZM120 191L122 192V190H120L119 189V194H120ZM124 191V190H123ZM131 191V190H130ZM133 191V190H132ZM139 191V190H138ZM141 191V190H140ZM55 192V191H54ZM59 192V191H58ZM78 192V191H77ZM81 192V191H80ZM89 192H91V190L89 191ZM88 192V193H89ZM93 192V191H92ZM104 192H105V189H104ZM107 192V191H106ZM112 192L113 191H111V193H110V191H109V193L110 194H112ZM134 192V191H133ZM132 192V193H133ZM19 194V192L17 191L16 192V194ZM37 193V192H36ZM35 193V194H36ZM52 193V192H51ZM56 193V192H55ZM86 193H87V191H86ZM116 193H118V192H115V194ZM123 193L124 192H122L121 194H122V197H123ZM131 193V192H130ZM141 193V192H140ZM4 194H6V193H3V195ZM8 194H10V193H8ZM15 194V195H16ZM19 194V195H20ZM77 195V193H74L73 194V196L74 195ZM81 194V196H82V193H80ZM93 194V193H92ZM96 195L95 194V196L97 197H100V200H101V198H104V197H101V196H99V195ZM109 194V195H110ZM127 194V193H126ZM133 194H135V193H133ZM143 193H141V195H142ZM19 195H16V196H19ZM20 195V196H21ZM85 195H88V194H85ZM91 195V194H90ZM101 195H102V193H101ZM113 195V197H114V194H112ZM111 195V196H112ZM116 195H118V194H116ZM116 195H115V198H116ZM129 195V194H128ZM136 195H138V197L140 198V195L139 194H136ZM135 195V196H136ZM7 196L8 195H5V198H6V201H7ZM19 196V197H20ZM23 196V195H22ZM92 196V195H91ZM108 196V195H107ZM106 196V197H107ZM129 196H131L132 197V195L130 194ZM134 196V195H133ZM4 197V196H3ZM43 197V196H42ZM57 197H59L58 196V194H57ZM69 197V198H70ZM75 197V196H74ZM73 197V198H74ZM84 197V196H83ZM89 196H87V198H88ZM105 197V198H106ZM111 198L112 200L113 199H115V198ZM121 197V195H120V199H119V195H118V199L121 201V202H123L124 203V201H122V199H127V198H122ZM125 197V196H124ZM142 197V196H141ZM14 198L16 199H18V197H15L14 196ZM22 199H23V197H21ZM62 198H64V197H62L61 196V200H63ZM72 198V197H71ZM70 198V199H71ZM72 198V199H73ZM86 198V199H87ZM90 199H91V197H89ZM88 198V199H89ZM104 198V199H105ZM108 198H109V196H108ZM122 198V199H121ZM130 198V197H129ZM136 198V197H135ZM1 199H4V198H1ZM1 199H0V201H1ZM10 199H13L12 197L10 198ZM16 199V200H17ZM23 199V200H24ZM67 200H68V198H66ZM66 199H64L65 201H66ZM78 199V198H77ZM76 199V200H77ZM82 199H84V198H82ZM89 199V200H90ZM93 199V198H92ZM92 199H91V201H92ZM104 199H102V201L104 200ZM22 200V201H23ZM36 200H34V201H36ZM55 200V199H54ZM61 200H59V202L61 201ZM85 200V199H84ZM83 200V201H84ZM94 200H96L95 198H94ZM108 200V199H107ZM116 200V199H115ZM134 200V199H133ZM137 200V199H136ZM4 201V200H3ZM2 201V202H3ZM9 201V200H8ZM7 201V202H8ZM71 201V200H70ZM85 201H87V200H85ZM99 200H98V198H97V201L96 202H98ZM120 201H118V202H120ZM129 201V200H128ZM132 201V200H131ZM15 202V201H14ZM14 202L12 201V204H13V206H15L14 205ZM25 202V201H24ZM24 202H22L23 204H24ZM28 202V204H29V206L28 207H30L31 205H30V203ZM37 202V201H36ZM72 202V201H71ZM70 202V203H71ZM78 202V201H77ZM90 202V201H89ZM92 202H94V201H92ZM104 202V201H103ZM103 202L101 203V204H103ZM118 202H116L115 201V203H118ZM133 202V201H132ZM136 202V201H135ZM135 202H134V204H135ZM139 202V203H138ZM137 202V204L138 205H136V206H138V213H137V215H138V220H139V223L141 224V220L143 219H141V217H142V215H144L143 214V212L142 211H144V209L142 208V204H140V200ZM142 202V201H141ZM6 204V202L4 201L3 202V204ZM18 203V202H17ZM16 203V204H17ZM34 204H35V202H33ZM33 203H32V206L30 207V210H31V212H33V211H38L36 214L37 215H39V216H42L43 217V213H45V212H42V210H40V208L39 207H37V206H35V205H33ZM40 203V204H39ZM67 203V202H66ZM75 203V202H74ZM108 203V202H107ZM107 203L105 202V204L104 205H107ZM110 203H111V201H110ZM114 203V204H115ZM126 203V202H125ZM5 204H4V206H5ZM7 204H9V202L7 203ZM20 204V203H19ZM23 204H20V205H23ZM26 204H27V201H26ZM49 204H50V202H49ZM48 204V205H49ZM56 204V203H55ZM55 204H53V205H55ZM73 204V203H72ZM76 204H79V203H76ZM85 204H87V203H85ZM93 204V203H92ZM109 204V203H108ZM114 204H112V205H114ZM128 204V203H127ZM126 204V205H127ZM1 205H2V203H1ZM20 205H18V207H17V209L19 210L18 211V213L20 214V217H22L23 218V216H21V214L22 213H20V210H22V211H24L23 209H19V207H21ZM25 205V204H24ZM47 205V206H48ZM95 205H97V204H95ZM99 205H100V202H99ZM98 205V206H99ZM103 205V206H104ZM111 205V204H110ZM119 204H117V207L118 208H120V206H118ZM121 205V204H120ZM123 205V204H122ZM10 206V204L7 206V208ZM17 206V205H16ZM55 206H57V205H55ZM62 206V205H61ZM67 206V205H66ZM66 206H65V208H66ZM68 206H70L69 204H68ZM85 206V205H84ZM98 206H96V207H98ZM116 206V205H115ZM124 207H125V205H123ZM3 207V206H2ZM25 207H27V205H25ZM25 207H24V209H25ZM54 206H52V208H53ZM72 207H74L75 208V206L73 205H71V208H69L68 207V209H66L65 211L66 212H62L63 214H65L64 216L66 217V216H68V218H69V224H67V227H66V229L68 228V230H65L64 229V231H67L68 233H66V234H69L71 237H69L70 239H69V242L67 243V247H66V250H65V248H64V252H63V256H62V264H73L72 263V261L73 260H77V262H78V264H107V262H108V253L110 252H107V244H106V242H105V237H107L108 236V234H104L105 232L106 233H108L107 231H111V230H113V229H111V228H114V227H112L111 225V230L110 229H107L106 227H105V229H106V231L104 232V233H102L101 231V233L102 234H104V235H102V237L101 236H99V229L100 228H102L103 226H101L102 225V222L97 218L96 219V217H97V214H96V212H94L95 214H96V217H94V219H91L90 220V218H86L85 217V215L83 216V217H81L80 218V216H78L77 214H76V212H74V209L72 208ZM89 207H91V206H89ZM96 207H95V209H96ZM99 207H101L100 209L102 210L103 208H102V206L100 205ZM99 207H98V209H99ZM105 207H107V206H105ZM114 207V206H113ZM144 207V206H143ZM6 208V209H7ZM23 208V207H22ZM38 208V210H36ZM45 208V207H44ZM47 208V207H46ZM49 208V207H48ZM62 208H64L63 206H62ZM64 208V209H65ZM76 208H78L79 209V211H80V206L78 205V207H76ZM75 208V209H76ZM85 208V207H84ZM83 208V209H84ZM108 208H109V206H108ZM115 208V207H114ZM3 209H4V207H3ZM27 209H29V208H27ZM50 209V208H49ZM77 209V210H78ZM86 209H87V207H86ZM88 209H92V208H88ZM87 209V210H88ZM110 209V208H109ZM112 209V208H111ZM116 209V208H115ZM134 209V208H133ZM143 209V210H142ZM44 210V209H43ZM48 210V209H47ZM93 211H94V209H92ZM6 211V210H5ZM15 211H16V209H15ZM25 211H27V212H29V210H26L25 209ZM82 211V210H81ZM81 211H80V213H81ZM84 211H86V210H83V212ZM88 211H90V210H88ZM96 211V210H95ZM103 211V210H102ZM101 211V212H102ZM111 211V210H110ZM120 211H122L121 209H120ZM120 211L118 212V213H120ZM128 211H129V208H128ZM131 211V210H130ZM26 212V213H27ZM40 212H42V213H40ZM97 212H99V210L97 211ZM107 212H108V214H109V211L107 210ZM107 212H105V213H107ZM112 212V211H111ZM133 212V211H132ZM16 212H14L13 210H11L10 212H8V213H4V214H0V264H50L51 262H50V259L52 258V256H54L53 255V252H54V249H55V246H56V243H55V239L54 238H56V237H53V235H54V233L53 232H50V231H48L47 229V233H46V235L45 236H43V237H39L40 239L41 238H43L45 241H42V243L44 242H46V247H47V249L45 250V251H47V255H45L46 253H44V251H43V248L45 247L44 245V247H42L41 248V246H40V248H39V246L37 247V246H33V245H29L30 244V240L32 239L31 238V236H33V235H30L29 236V231H32L31 229L30 230H28V229H26V231H27V233L25 234L24 233V227L25 226H23V228H21V227H18L17 225H11L10 223L11 222H9V219H10V217L12 218V217H14L16 214H15ZM35 213V212H34ZM61 213V214H62ZM79 213V212H78ZM87 213V212H86ZM113 213H114V211H113ZM115 213H117V212H115ZM124 213V212H123ZM127 213V212H126ZM125 213V214H126ZM214 213V212H213ZM33 214V213H32ZM83 214V213H82ZM82 214H81V216H82ZM91 214H93V213H91ZM90 214V215H91ZM121 215H122V213H120ZM129 214V213H128ZM23 215L25 216V212H23ZM27 215H31V214H29V213H27ZM37 215H34V217H33V220H35V217H37ZM80 215V214H79ZM89 215V214H88ZM87 215V216H88ZM88 216V217H92V215L91 216ZM99 215L101 216V214H100V212H99ZM115 215V214H114ZM38 216V217H39ZM46 215L44 214V217H45ZM52 215H49V217H51ZM75 216H76V218H75ZM103 216H105V215H103ZM107 216V215H106ZM109 216H111V215H109ZM117 216H120V215H117ZM214 216V215H213ZM218 216V215H217ZM26 217V216H25ZM28 217V216H27ZM31 217V216H30ZM42 217L39 219V220H42ZM48 217V218H49ZM70 217H74L75 219H72V218H70ZM112 217V216H111ZM114 217H116V216H114ZM113 217V218H114ZM127 217H129V215H127ZM214 217H216V216H214ZM219 217V216H218ZM217 217V218H218ZM16 218V217H15ZM18 218V217H17ZM56 218V217H55ZM62 218V217H61ZM112 218V219H113ZM122 218V217H121ZM130 218V217H129ZM19 220H20V218H18ZM50 219V221H51V218H49ZM114 219H116V218H114ZM120 219V218H119ZM134 218L132 217L131 218V220H133ZM145 219V218H144ZM15 220V219H14ZM32 219H30L29 218V221H30V223H29V221H28V225H26V226H28L27 228H29L30 227V225L32 224L31 221ZM46 220L48 221V219H47V217H46ZM46 220H45V222H46ZM53 220V219H52ZM58 220V219H57ZM63 220V219H62ZM88 220V221H87ZM107 220H108V218H107ZM121 220V219H120ZM22 221V220H21ZM20 221V222H21ZM24 221H25V219H24ZM65 221V220H64ZM104 221H106V220H104ZM109 221V220H108ZM112 221V220H111ZM114 221V220H113ZM125 221V220H124ZM137 221V220H136ZM15 222V221H14ZM17 222V221H16ZM15 222V223H16ZM23 222V221H22ZM40 222V221H39ZM43 222V221H42ZM49 222V221H48ZM58 222V221H57ZM67 222V221H66ZM100 222H101V225H100ZM121 222V221H120ZM143 222V221H142ZM12 223H13V221H12ZM24 223V222H23ZM22 223V224H23ZM47 223V222H46ZM45 223V224H46ZM52 223H53V221H52ZM61 223V222H60ZM110 223V222H109ZM134 223H135V221H134ZM21 224V225H22ZM42 224H44V222L43 223H41V225ZM48 224V223H47ZM50 224V223H49ZM104 224H107L106 222H104L103 223V225ZM118 224V223H117ZM121 224V223H120ZM24 225V224H23ZM99 225L101 226L100 228H99ZM127 224L125 223V226H126ZM143 225V224H142ZM38 226V225H37ZM36 226V227H37ZM40 226V225H39ZM48 226H50V225H48ZM60 226V225H59ZM104 226H106V225H104ZM109 225L107 226L108 228L110 227ZM122 226V225H121ZM124 226V225H123ZM124 226V227H125ZM137 226V225H136ZM31 227H33L32 225H31ZM44 227H45V225H44ZM43 227V228H44ZM127 227V226H126ZM138 227V226H137ZM140 227V226H139ZM35 228V227H34ZM40 228V227H39ZM48 228V227H47ZM116 228V227H115ZM127 228H129V227H127ZM35 229H37V228H35ZM51 229V228H50ZM137 229V228H136ZM39 230V229H38ZM43 230H45V229H43ZM100 230H102V229H100ZM114 230H116V229H114ZM121 229H119V231H116L115 233H114V231H111V233L113 232V234L114 235H116V233L118 232L119 234H120V231ZM138 230H141V228L139 229L138 228ZM40 231V230H39ZM124 231V230H123ZM142 231V230H141ZM141 231H140V233H141ZM36 232H38V231H36ZM110 233V234H111ZM25 234V235H24ZM53 234V235H52ZM112 234V235H113ZM124 234V233H123ZM41 235V234H40ZM43 235V234H42ZM68 235V236H69ZM107 235V236H106ZM66 236V235H65ZM119 236V235H118ZM121 236H122V234H121ZM124 236V235H123ZM34 237H35V235H34ZM45 237V238H44ZM59 237V236H58ZM114 237V238H113ZM113 237H111V238H113V240L115 239V237L116 236H113ZM60 239L62 238L61 236L59 237ZM101 238V239H100ZM56 239H58V238H56ZM63 239V238H62ZM68 240V239H67ZM39 241V240H38ZM106 241H107V238H106ZM115 241V240H114ZM36 242V241H35ZM35 242H31V243H34V244H36ZM66 242V241H65ZM109 242H113V241H109ZM137 242H139V239H137ZM141 242V241H140ZM37 243H39V242H37ZM59 243H60V240H59ZM62 243H64L63 241H62ZM65 244V243H64ZM108 244H110V243H108ZM135 244V243H134ZM133 244V245H134ZM40 245V244H39ZM60 245V244H59ZM62 245V244H61ZM65 246V245H64ZM57 247H59V246H57ZM72 247H74L73 249H72ZM63 248H62V250H63ZM111 248H113V247H111ZM116 248V247H115ZM134 252H131L132 254H129V253H126V252H128V251H126L125 253L126 254H129V255H131L130 257H128V256H124V254L122 253V257H120L119 258V260L118 259H116V260H118V264H143V255L144 254H142V248H141V244L139 245V246H137V248L134 246ZM144 248V247H143ZM61 250V251H62ZM57 251V250H56ZM71 251H75V252H72V253H74V256H73V258L71 257ZM117 251H119V249L117 248ZM112 252V251H111ZM56 253H58V252H56ZM114 253V252H113ZM55 254V253H54ZM60 254H62V252L60 253ZM115 254V253H114ZM57 256H58V254H56ZM117 255H119V254H117ZM61 256V255H60ZM115 257V256H114ZM59 258V257H58ZM145 258V257H144ZM60 259V258H59ZM111 259V258H110ZM129 259H131V261H132V263L131 262H129ZM70 260H72V261H70ZM146 260V259H145ZM53 261V260H52ZM110 261H113V260H109V262ZM60 262V261H59ZM74 262H76V261H74ZM108 262V264H110ZM116 263V262H115Z\"/></svg>", "mask_w": 264, "mask_h": 264}]
</instances>
